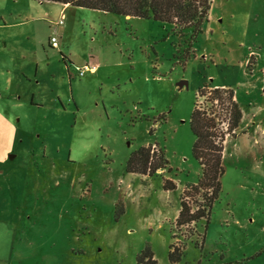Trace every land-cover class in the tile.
Returning a JSON list of instances; mask_svg holds the SVG:
<instances>
[{
    "label": "rangeland",
    "instance_id": "rangeland-1",
    "mask_svg": "<svg viewBox=\"0 0 264 264\" xmlns=\"http://www.w3.org/2000/svg\"><path fill=\"white\" fill-rule=\"evenodd\" d=\"M16 1L24 5L8 0V11ZM37 2L28 1L37 10L29 16L45 14ZM53 11L45 18L55 20ZM92 13L93 31L84 26L91 43L78 24L68 41L79 35L83 43L69 41L67 51L119 66L101 80L102 98L84 89L79 112L66 55L47 44L60 41L51 24L0 31L8 44L0 62L12 58L15 73L8 92L0 88V264H150V256L154 264H264V93L260 78L254 89L243 84L264 67V0H211L196 37L150 19ZM32 25L35 38H27ZM203 85L233 90L242 118L224 142V174L206 218L176 228L180 195L201 175L189 122ZM9 118L19 123L7 127ZM148 146L162 151L164 168L126 172L130 156ZM165 181L175 189L165 191ZM186 203L191 212L203 207L193 193ZM171 245L181 251L173 262Z\"/></svg>",
    "mask_w": 264,
    "mask_h": 264
},
{
    "label": "trees",
    "instance_id": "trees-1",
    "mask_svg": "<svg viewBox=\"0 0 264 264\" xmlns=\"http://www.w3.org/2000/svg\"><path fill=\"white\" fill-rule=\"evenodd\" d=\"M69 5L86 10L100 11L119 17L150 19L168 24L173 31L189 29L192 37L201 33V27L208 21L211 0H37ZM252 64V63H251ZM247 62V69L251 66ZM196 100L190 116V129L194 136L192 155L198 163L201 175L195 185L187 186L180 195V209L175 219V227H183L205 219L208 208L220 190V180L224 174L222 152L227 137L235 138L242 118V112L229 87L203 85L196 92ZM198 99H203L200 105ZM152 146L139 148L127 164L126 172L151 176L164 168L161 150L154 154ZM155 161V164H153ZM165 191H172L175 185L165 181ZM200 196L201 210L191 212L186 198ZM181 252V251H180ZM174 246L169 247L168 259L173 262L180 254ZM144 254H148L144 252ZM150 264H154L150 256Z\"/></svg>",
    "mask_w": 264,
    "mask_h": 264
},
{
    "label": "crops",
    "instance_id": "crops-1",
    "mask_svg": "<svg viewBox=\"0 0 264 264\" xmlns=\"http://www.w3.org/2000/svg\"><path fill=\"white\" fill-rule=\"evenodd\" d=\"M12 1V0H11ZM29 0H23V6L22 7H16L17 1L14 2L15 6L12 8V10H7L6 8V4L8 2V0H0V31H5L8 32L7 35H11L10 33L14 30H17V35L21 34L22 30L24 28H26L28 25H31L32 23H36L38 21H45L47 22V24H51L52 26V30L54 33H56L57 35H59L60 41H58L57 39H55V43L50 42L51 38H55V37H50V39L47 41V44L49 47L53 46V45H57V49L59 50L60 54H65L66 56L62 57L63 61L66 62V66H73L76 65V67L81 68L83 66L88 65L89 67H92V69L94 68L93 71L87 72L85 73L82 77H77V73H76V68L74 71V74L70 75L69 74V70H68V66L66 69V73L68 76V79L70 81H72V85H71V95H70V100L74 105V108H76V110L79 112V109L82 108V102L80 101L81 97L84 91V89H87L89 92H93L94 90H97L100 94V98H102V94L101 91L104 88V86L102 85L101 80L102 79H106L108 77V72H110L109 70H111V68H114L115 66H119V65H111L110 63L105 64L104 61V57L97 55L95 57H90V60H83L82 58H78L77 55H72L70 53V51H67V48L69 46V41H71V45L74 41V39H76L77 44L79 43H83V39H80L79 35L75 36L74 38H72L71 40L68 41L69 39V33L71 32V27L72 26H79L81 27L82 30V34L85 36L87 34V37L91 43L92 39H90L89 37V33L84 31V26H86V24L88 23V29L93 31L94 29V23L92 21L93 19V13H98V14H108V13H104V12H100V11H94V10H88L86 11V9L83 8H77V7H73V6H69V5H64V4H59V3H53V2H37V4L40 7V9L43 11L44 10V15L41 17H36L34 16H29L31 13H33V11H37L35 8H32L31 4L29 5L28 3ZM35 2V1H34ZM36 3V2H35ZM43 4L48 5V7H44ZM211 5V4H210ZM30 6V7H28ZM72 8H74L75 10H72ZM54 10L53 12L56 14L57 18L63 17L64 15L66 16V20L57 19L55 18V20H48V18H45V15ZM50 14V13H49ZM80 16L82 17L80 19ZM133 18V17H130ZM57 19V20H56ZM86 19V20H85ZM105 20H109V21H113V19H110L108 17H105ZM61 21V24H58V22ZM77 22V23H76ZM79 22V23H78ZM34 25H32V30L29 33H24L23 34L27 37H33L35 38V29L33 28ZM25 30V29H24ZM74 31V28H73ZM72 31V33H73ZM80 33V32H79ZM4 37V38H3ZM86 45L89 48V43H87L86 41ZM8 46L7 44V36L5 37L4 35H0V49L1 47L6 48ZM97 48H93V49H89L90 53H94L96 52ZM3 66H0V68L2 67L3 69L0 70V79L1 78H6V84L4 83H0V88H3V90L5 92H8L9 89V85H10V77L12 76V74H15L13 71V63L14 60L11 58L9 60L4 59L3 61L0 62ZM244 65V64H243ZM36 72L34 74V77L36 78L37 76V70L39 67V64L36 63ZM27 70L22 71L21 77H24L25 80L27 82H31L29 75L26 74ZM18 76V78L20 79L21 77ZM260 75V76H258ZM28 76V77H26ZM84 78V79H83ZM258 78H260L262 80V82H260V80H258ZM77 79L81 80L83 79L85 82H83V80L78 81ZM257 79L258 82H260V88L262 89V94L264 93V67L261 68V70L258 72H253L251 75L246 76L245 75V79L243 80V84L247 87L250 88H255V80ZM85 83L88 84V86L91 88V90H89L88 88H82V84ZM40 82L39 80L36 81V85H39ZM93 87L95 89H93ZM93 89V90H92ZM57 95V93L55 94ZM57 97V96H56ZM73 97H75V100L73 99ZM59 97H57L58 99ZM69 99L67 100V102H63V107L64 110L67 107V103L69 102ZM236 101L237 98L235 97ZM63 100V99H62ZM60 101V100H58ZM30 105L34 106V95L30 94ZM73 108V110H74ZM19 121L15 122L14 120H11L9 118L8 122H7V127L9 126H13V124H18ZM11 150V149H10ZM9 150V151H10ZM12 153V152H11ZM10 160L14 159L15 156H9Z\"/></svg>",
    "mask_w": 264,
    "mask_h": 264
},
{
    "label": "built area",
    "instance_id": "built-area-1",
    "mask_svg": "<svg viewBox=\"0 0 264 264\" xmlns=\"http://www.w3.org/2000/svg\"><path fill=\"white\" fill-rule=\"evenodd\" d=\"M58 24H61V21L58 22ZM50 42L55 43V38H51ZM94 68L89 67L88 65L83 66L81 68H76L77 77H82L85 73L93 71Z\"/></svg>",
    "mask_w": 264,
    "mask_h": 264
}]
</instances>
